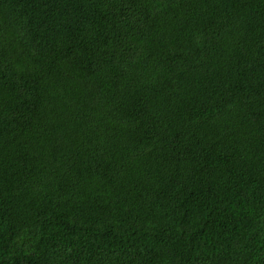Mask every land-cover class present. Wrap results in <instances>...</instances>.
Listing matches in <instances>:
<instances>
[{"label":"trees","instance_id":"obj_1","mask_svg":"<svg viewBox=\"0 0 264 264\" xmlns=\"http://www.w3.org/2000/svg\"><path fill=\"white\" fill-rule=\"evenodd\" d=\"M0 264H264V0H0Z\"/></svg>","mask_w":264,"mask_h":264}]
</instances>
